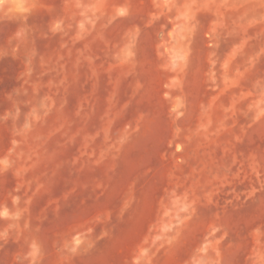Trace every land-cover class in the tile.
I'll list each match as a JSON object with an SVG mask.
<instances>
[{
	"label": "rangeland",
	"instance_id": "obj_1",
	"mask_svg": "<svg viewBox=\"0 0 264 264\" xmlns=\"http://www.w3.org/2000/svg\"><path fill=\"white\" fill-rule=\"evenodd\" d=\"M0 264H264V0H0Z\"/></svg>",
	"mask_w": 264,
	"mask_h": 264
}]
</instances>
